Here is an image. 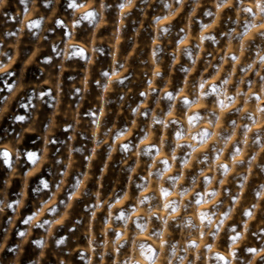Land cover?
<instances>
[{
    "label": "clouds",
    "instance_id": "1",
    "mask_svg": "<svg viewBox=\"0 0 264 264\" xmlns=\"http://www.w3.org/2000/svg\"><path fill=\"white\" fill-rule=\"evenodd\" d=\"M0 264H264V0H0Z\"/></svg>",
    "mask_w": 264,
    "mask_h": 264
}]
</instances>
